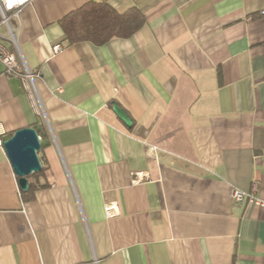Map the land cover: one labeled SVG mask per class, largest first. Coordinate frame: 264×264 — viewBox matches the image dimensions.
Returning a JSON list of instances; mask_svg holds the SVG:
<instances>
[{"label":"crops","instance_id":"obj_1","mask_svg":"<svg viewBox=\"0 0 264 264\" xmlns=\"http://www.w3.org/2000/svg\"><path fill=\"white\" fill-rule=\"evenodd\" d=\"M90 1L19 12L43 114L0 63L2 138L46 134L29 198L0 148V264H264V206L230 199L264 202V0H99L144 25L68 45L59 22Z\"/></svg>","mask_w":264,"mask_h":264},{"label":"trees","instance_id":"obj_2","mask_svg":"<svg viewBox=\"0 0 264 264\" xmlns=\"http://www.w3.org/2000/svg\"><path fill=\"white\" fill-rule=\"evenodd\" d=\"M143 14L134 6L119 10L112 8L107 3L92 0L79 9L64 16L59 25L63 32V42L74 45L80 42H90L94 45H102L112 39H127L144 25ZM39 138L40 147L43 146L44 130L38 126H32ZM6 137L5 139L9 138ZM43 167L38 173L27 177L29 188L21 196L29 198L35 184L33 178L43 173Z\"/></svg>","mask_w":264,"mask_h":264},{"label":"built area","instance_id":"obj_3","mask_svg":"<svg viewBox=\"0 0 264 264\" xmlns=\"http://www.w3.org/2000/svg\"><path fill=\"white\" fill-rule=\"evenodd\" d=\"M30 2L31 0H0V63L4 66L7 75L14 76L21 80L24 89L32 99L36 113L43 114L41 107L39 106L34 83L36 75L27 69L23 59L20 57L16 35L20 28L19 12ZM260 14L264 15V10L261 11ZM1 28H3L5 33L1 31ZM5 41L9 44L7 45ZM58 51H60V46L57 45L52 47L53 53H57ZM3 136L4 131L0 129V148H3ZM148 151L154 152V148H149ZM133 177V184L140 183L143 179L147 178L145 173H135ZM256 192V184H252L250 193H244L233 189L230 192V199L234 203L247 201L255 206H264V202L255 197ZM104 213L107 218L114 217L118 214L116 205L113 201L104 204ZM93 262L94 264H98L96 258H94Z\"/></svg>","mask_w":264,"mask_h":264},{"label":"water","instance_id":"obj_4","mask_svg":"<svg viewBox=\"0 0 264 264\" xmlns=\"http://www.w3.org/2000/svg\"><path fill=\"white\" fill-rule=\"evenodd\" d=\"M112 111L126 128L131 127V119L116 103H112ZM3 149L17 177L19 190L26 192L29 188L27 177L41 170L38 157L40 138L37 132L31 127L19 129L4 141Z\"/></svg>","mask_w":264,"mask_h":264},{"label":"rangeland","instance_id":"obj_5","mask_svg":"<svg viewBox=\"0 0 264 264\" xmlns=\"http://www.w3.org/2000/svg\"><path fill=\"white\" fill-rule=\"evenodd\" d=\"M1 31H2L3 33H5V31H4L3 29H2Z\"/></svg>","mask_w":264,"mask_h":264},{"label":"bare ground","instance_id":"obj_6","mask_svg":"<svg viewBox=\"0 0 264 264\" xmlns=\"http://www.w3.org/2000/svg\"><path fill=\"white\" fill-rule=\"evenodd\" d=\"M30 71V70H29ZM31 72V71H30ZM6 139H4V141H5Z\"/></svg>","mask_w":264,"mask_h":264}]
</instances>
